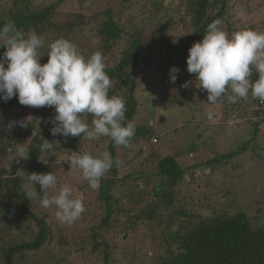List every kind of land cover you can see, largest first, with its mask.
Here are the masks:
<instances>
[{"label": "trees", "instance_id": "trees-1", "mask_svg": "<svg viewBox=\"0 0 264 264\" xmlns=\"http://www.w3.org/2000/svg\"><path fill=\"white\" fill-rule=\"evenodd\" d=\"M62 1L41 4L39 0H12L8 11H0V26L11 21L24 32L34 29L42 36L44 46L39 49L41 65L47 62L48 45L58 38L71 41L85 58L100 51L104 63H113V66L107 65L105 68L113 81L109 96L123 98L126 105L125 123L134 121L140 106L137 95L141 94V88L151 94L156 93L161 99L167 89L176 86V96H181L180 88H185L182 86L185 84L182 73L179 71L172 83L170 68L179 69L185 63L188 49L202 40L209 23L216 19L222 20L221 27L224 29L223 24H226L225 30L230 35L240 30L230 23V0H162L160 3L158 0H146L147 3L143 4V18L138 19L140 21L132 19L133 13L127 9L131 0H119L124 11L114 12L108 8L102 12V21L95 18L92 23H87L86 15L69 13L65 21L52 23ZM88 26L95 28L97 40L94 44L88 41V37L85 41L82 40V34L86 33L84 30ZM171 31L179 32L178 40L174 41L169 37ZM4 51L5 48L0 46V57ZM257 78L258 74L253 70L250 79L255 81ZM221 99L224 107L228 108L227 118L247 120L248 125L255 129L263 122L264 102L252 98L251 94L248 99H238L235 103L227 95ZM204 102L208 107L207 96L204 97ZM188 108L185 105L183 111H188ZM10 109L9 105L0 104V243L4 245L1 253L3 264H110L111 251L112 248L115 249V245L109 243L104 234L119 233L127 241L139 233L148 237L147 233L152 231L153 237L150 238L157 245L163 246L160 251L165 252L164 258L154 264H264V224L245 215L233 195L227 194L229 209L226 212L208 205L217 196L214 191H207L206 196L202 197L199 193L195 194V187H185L177 192L175 190L182 180H187L185 176L188 171L192 172V179L189 180L193 181L194 171L201 165L213 172L225 159L233 157L238 151L221 157L217 155L200 165L182 168L179 158L195 154V145L177 142V145L172 146L175 148V155L163 149L164 139H161L156 152L163 157L156 159L158 163L155 171H148L147 163L141 161L121 175L118 163H114L112 169L101 179L99 188L92 190L88 182L81 178L79 171L72 169L71 152H87L98 156L105 150L114 161H118L116 152L119 145L108 137H100L94 141L110 140L105 148L93 152L85 148L93 140L79 136H53L50 130L54 126V115L41 107L25 106L23 115L26 112V116L24 119L19 118L20 129L16 128V121L11 127H7L12 129L8 133L3 119ZM154 110L158 111L159 107L156 105ZM82 118L91 127L93 117L87 114ZM135 128L136 132L130 143L148 144L155 137L152 125ZM33 131L38 136L34 137ZM40 137L53 143L52 150L46 154L40 153L37 147L42 142ZM157 137L159 138L158 135ZM60 138V147L55 148L54 144ZM165 141L168 142L166 138ZM19 144L28 148L30 156L27 160L14 159ZM153 155L154 152L151 153L154 158ZM59 157L64 158L66 163L62 169L63 174L57 176L44 163H53ZM8 162L10 169L5 167ZM21 172L55 173V192L67 184L76 191L74 197L83 196L84 205L98 206V212H94L95 222L92 225L89 223L91 226L86 231L79 224L72 225L70 229L75 232L70 230L68 238H63L64 235L61 236L57 229L63 228L64 224L61 226L60 222H56L55 211L41 206L40 197H27L25 177ZM33 186L37 194H43L39 184ZM116 186L123 187L124 197L117 198L112 193ZM49 194L54 195L51 189ZM222 194L225 195L223 192ZM92 196H96L98 200H92ZM206 202V208L200 206V203ZM200 208L208 211V216L201 217ZM75 238H79V241ZM76 247L79 248L75 250ZM57 256H60L59 260L56 259Z\"/></svg>", "mask_w": 264, "mask_h": 264}, {"label": "clouds", "instance_id": "clouds-1", "mask_svg": "<svg viewBox=\"0 0 264 264\" xmlns=\"http://www.w3.org/2000/svg\"><path fill=\"white\" fill-rule=\"evenodd\" d=\"M221 25L222 20H213L207 25L202 40L188 49L187 72L195 74L199 87L207 92L210 106L225 95L233 103L248 99L249 94L264 102V32L241 29L229 36ZM0 46L5 48L0 57V101L7 102L16 97L24 106L54 108V126L50 130L53 136H82L93 141L108 137L116 145L130 146L136 128L131 121L125 123L123 98L109 96L113 81L105 71L100 51L85 58L71 41L58 38L48 45L47 62L41 65L39 49L44 46V38L34 29L29 32L18 29L11 21L0 26ZM253 70L258 74L255 81L250 79ZM179 71L170 68L172 83ZM182 86L187 87L188 83ZM87 114L93 117L91 127L82 118ZM231 120L230 126L247 122L239 118ZM32 135L38 136L34 131ZM40 139L42 142L37 145L40 153L52 150L53 143L43 137ZM158 140L155 136L151 143L156 144ZM15 151L14 159L18 161L30 156L28 148L22 144ZM71 153L72 169L79 171L92 190L98 189L101 179L114 163H119L107 151L98 156L87 152ZM21 173L25 177L27 197H40L39 203L45 209L54 206L55 218L61 224L70 225L85 212L83 196L74 197L72 187L67 184L54 195H48L49 189H55L57 185L55 173ZM199 173H194L193 177L197 178ZM34 184H39L42 195L37 194Z\"/></svg>", "mask_w": 264, "mask_h": 264}, {"label": "rangeland", "instance_id": "rangeland-1", "mask_svg": "<svg viewBox=\"0 0 264 264\" xmlns=\"http://www.w3.org/2000/svg\"><path fill=\"white\" fill-rule=\"evenodd\" d=\"M39 1L41 4H50L56 0ZM161 1L158 0L159 3ZM145 2L146 0L130 1L127 9H130L133 13L132 19L140 21L138 19L143 18V4ZM167 3L168 1L165 2V4ZM11 4L12 0H0V11H8ZM229 6L231 8L229 14L232 17L230 23L235 24L236 29L252 28V30L258 32H264V0H230ZM108 8L114 12L117 10L124 11V7H121L119 0H63L58 6V13L54 16L55 21L53 19L52 23L65 21L69 13L86 15L88 17L87 23H92L95 18L99 19L97 21H102V12ZM225 25L223 24L224 30ZM84 31L86 33L82 34V40L85 41L86 37H88V41L94 44L97 40V37L94 35L95 28L88 26ZM229 36L231 35L229 34ZM169 37L176 41L178 40L179 32L171 31ZM105 65L111 67L113 63L111 61L108 64L105 62ZM186 69L187 65L185 61L182 66H179V70L182 73L183 84L187 82L188 86L184 90L182 87L180 88V97L176 96V86L167 89L164 97L161 99L156 93L151 94L148 90L144 91L145 88L140 89L141 94L137 95L140 106H138L133 124L135 127L152 125L154 135L159 136V142L156 144H152L151 142L148 144L130 143L129 147L123 146L122 149H120L121 146L119 145V150L116 152L119 162L117 164L119 174H126L141 161L147 163L146 167H148V171H155V166L158 163L157 160L163 157L156 152V147H158V144H161V139H164L162 143L163 149H167L170 154L175 149L172 146L177 145L175 144L177 142L183 145H186V142L190 143V145H195V150L197 149L195 154H187L185 157L179 158V165L182 168L200 165L208 159L217 157V155L221 157L222 155L226 156L231 152L238 151L233 157L225 159L223 164H217L218 168L213 172H210L209 168L201 165L194 171L195 175L198 171L200 173L197 174V178L194 177L193 181L189 180V178L192 179V176H190L192 172L188 171L185 176L188 181L182 180V183L176 186L175 190L177 192L185 187H195L197 189L195 194L199 193L202 197L206 196L205 193L207 191H214L213 193L217 194L215 199L212 198L210 204L207 202L200 203V206L206 208L208 204L211 207L215 206V209L226 212L229 209L227 194L233 195V198L238 201V205L245 215L255 218L256 221L259 220L260 224H264V120L257 129L253 126L250 127L246 121L238 122V124H241H237L238 126H230L231 123L228 124V120H233L234 117L227 118L228 114L226 112L228 108L224 107L222 99L216 104L207 107L204 102L207 92L199 87L195 74H189ZM178 86L180 87V83H178ZM149 87L150 85H148ZM174 97L177 99L174 100ZM0 104L11 107L9 112H5L6 115L3 119L4 128L11 127L17 121L15 123L16 128L20 129L19 124L21 122H19V118H25L26 112L23 115L25 106L19 104L16 97L7 102L0 101ZM156 105L159 107L158 111L154 110ZM185 105H188L191 109L188 108V111H183ZM161 106L164 107L160 108ZM41 108L46 109L50 115H55L54 108ZM260 116L263 118L262 114ZM174 128H176V131ZM6 130L8 133L12 132L11 128H7ZM165 138L168 142L165 141ZM109 140L90 141L85 148L97 152V150L105 148ZM61 141L62 139L60 138V141L57 140L55 142V148L60 147L59 142ZM242 147L244 148L240 150ZM153 152L155 159L151 156ZM58 159L53 163H44V166H48L57 176L63 174L62 169L66 163L64 158L59 157ZM9 165L8 162L5 167L10 169L11 166ZM51 193L55 194V190L51 189ZM112 193L117 198L125 196L122 186H116L112 190ZM76 194V191H73V195ZM91 199L94 201L98 200L96 196H92ZM84 206L86 209L84 213H87V215L83 213L78 218L79 221H75L70 225L64 224L63 228L58 227L57 230L61 236L64 235L62 236L63 238L67 239L70 230L73 231L70 229L72 225L79 224L86 231L95 222L94 212H98V206H87L86 203ZM48 209L49 211H55L54 206ZM199 212L201 217L208 216L209 214L208 211L201 208ZM151 214L150 212L149 215ZM56 222L58 221L56 220ZM152 233L153 231L147 233L148 237L139 233L137 236H131L127 241H124L123 235L119 233L104 234L109 243L115 245V249L112 248L111 251L110 264H154L164 258L165 252L160 251L163 246H159L152 241L150 238V236L153 237ZM71 236H73V233ZM76 240L78 242L79 238ZM53 244L55 245L56 243ZM3 248L4 245L0 243V264H3L1 256ZM78 248L76 247L75 250ZM59 257L57 256L56 259L59 260Z\"/></svg>", "mask_w": 264, "mask_h": 264}, {"label": "built area", "instance_id": "built-area-1", "mask_svg": "<svg viewBox=\"0 0 264 264\" xmlns=\"http://www.w3.org/2000/svg\"><path fill=\"white\" fill-rule=\"evenodd\" d=\"M154 142H156V140L154 139Z\"/></svg>", "mask_w": 264, "mask_h": 264}, {"label": "bare ground", "instance_id": "bare-ground-1", "mask_svg": "<svg viewBox=\"0 0 264 264\" xmlns=\"http://www.w3.org/2000/svg\"><path fill=\"white\" fill-rule=\"evenodd\" d=\"M261 222V221H260Z\"/></svg>", "mask_w": 264, "mask_h": 264}]
</instances>
